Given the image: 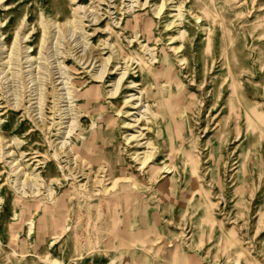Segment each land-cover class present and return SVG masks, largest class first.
<instances>
[{
    "label": "rangeland",
    "instance_id": "1",
    "mask_svg": "<svg viewBox=\"0 0 264 264\" xmlns=\"http://www.w3.org/2000/svg\"><path fill=\"white\" fill-rule=\"evenodd\" d=\"M76 6L0 0V264H264V0H102L84 32Z\"/></svg>",
    "mask_w": 264,
    "mask_h": 264
},
{
    "label": "bare ground",
    "instance_id": "2",
    "mask_svg": "<svg viewBox=\"0 0 264 264\" xmlns=\"http://www.w3.org/2000/svg\"><path fill=\"white\" fill-rule=\"evenodd\" d=\"M93 3H92V6H91V8H87L86 6H83V5H79L78 6V4L76 3V0H74V3L77 5L76 7H75V9H74V11H75V13H76V16H75V19H74V22L72 21V22H70V23H72V25L73 24H75L74 25V27H76L75 29H80V31L81 32H84V19L86 18V12H88L89 10L91 11V9H92V11H93V14L91 15V16H93L94 15V21L96 22V24L95 25H100V24H102L103 23V21H104V19H102V15H101V13H100V11H101V4H102V0H91ZM89 7V6H88ZM160 7V6H159ZM133 8V7H132ZM162 6H161V8H160V12L162 11ZM87 9V10H86ZM85 11V12H84ZM88 15V14H87ZM179 16H181V13H179ZM89 19H91V17L89 18ZM93 22V21H92ZM94 23V22H93ZM78 25V26H77ZM70 27H72V26H70ZM73 28V27H72ZM209 29V28H208ZM73 31H76V30H74L73 29ZM83 35H84V33H83ZM85 41V40H84ZM107 45V44H106ZM81 46V45H80ZM85 47H86V44H85ZM92 47V46H91ZM86 49V48H85ZM95 50L96 49H93V50H91L89 53H86V51H84V53L83 54H81L80 56H79V58L81 59V60H84L85 59V57H87V59L88 58H91L92 59V57L95 55L94 54V52H95ZM100 50V49H99ZM77 51V50H76ZM83 51H81V52H83ZM98 51V50H97ZM96 58L99 60V61H101V64L102 65H105L106 64V60L103 58V56L100 54V53H96ZM30 56H28V58H29ZM31 60V59H30ZM155 60V59H154ZM156 61V60H155ZM17 65V71L15 72V74L16 75H18V76H21L22 75V72H23V70L22 69H24V67L18 62V63H16ZM64 64H66V63H64ZM64 64H63V62H61L60 63V72H61V74H62V76L63 75H66V71H64V68H65V66H64ZM59 65V64H58ZM63 65V66H62ZM15 66V65H14ZM44 66V65H43ZM28 68H30V67H32V65L30 64V65H28L27 66ZM26 67V68H27ZM45 70V69H44ZM2 73H3V71H2ZM55 73V72H54ZM33 73H31V72H27V74H26V77L27 76H29V75H32ZM45 74V73H44ZM30 78H31V76H29ZM33 77V76H32ZM55 77V76H54ZM6 78H8V77H6ZM13 78H14V76H13ZM60 77H56V78H53V74H51V83L53 84V92L54 93H56L57 94V96H59V100H60V105H59V107H58V112L60 113L59 115H60V125H61V130H63V134H64V139L63 140H60L59 142H57L56 143V145L54 146V148H55V152H54V157L55 158H58V157H60V156H63V157H66L67 159H68V163H70V166H69V169H70V171L71 172H73V171H76V170H83V165L78 161V158L75 156V153L73 152V148H72V146H71V143H70V141H68V138H69V136L74 132V130H75V128L78 126V120H79V113H80V111H79V108L77 107V105H74V106H72V104H70V103H72V102H74V101H71L70 99H72L73 100V97L71 98V86H69L68 87V83H69V78L67 77V79L66 78H64V79H59ZM17 79V81H19V78H16ZM21 79V81H22V78H20ZM52 79H54L53 81H52ZM34 80V78L30 81V84L32 83V82H34L33 81ZM42 80V79H41ZM40 80V81H41ZM39 81V80H38ZM46 81V80H45ZM49 81V80H48ZM47 81V82H48ZM70 84V83H69ZM20 85V84H19ZM40 85V84H39ZM49 85V84H48ZM42 86V84L40 85V87ZM44 86L45 85H43L42 87H41V90L40 91H37V89H34V88H32V86H31V89H33V91H32V93H36L35 94V96H38V98H35V100L36 99H38L39 100V104H40V109H41V111H39L38 113H35V114H33L34 113V111L33 112H31L30 114H29V116H30V118L34 121V123L35 124H37L38 126H39V128H41L42 130H45V128H46V124H45V120H44V113H43V108H42V106L44 105V96H45V94L47 93V92H45V88H44ZM18 87V86H17ZM39 87V88H40ZM16 90V89H15ZM65 90H68L66 93L65 92H63V91H65ZM8 94V93H7ZM13 94H14V92H13ZM19 96V95H18ZM16 98H18V97H16ZM66 99H69V100H67L66 101ZM32 100H34V99H31V106H30V108H33V105L34 104H37V102H32ZM19 101V100H18ZM17 101V102H18ZM20 102V101H19ZM64 103V104H63ZM20 106H21V104L20 103H17V105H16V107H18V108H20ZM29 108V109H30ZM67 137H66V136ZM66 137V138H65ZM61 138V137H60ZM63 138V137H62ZM2 147L3 146H1L0 145V160L1 159H3L4 157H5V153L4 154H2L1 153V149H2ZM9 155V154H8ZM149 159V156L148 155H146L145 156V160L147 161ZM14 162H10L9 164L10 165H12V167H14V164H13ZM72 165V166H71ZM20 169V168H19ZM17 167H15L14 169H13V172L16 174V175H18L19 174V170ZM16 177H18V176H16ZM40 178H41V176H39V174H35L34 176H32L31 178H30V183H31V187H30V189H32L33 187H34V189H32V194H34V196H38L39 195V193H40V189L39 188H36L37 186H38V184H39V182H40ZM28 180L26 179V180H24V181H19V183H18V190L20 189V193H22V195H26L27 194V190H26V188H27V185H28V182H27ZM93 183H96V182H94L93 181ZM92 184V183H91ZM98 185H99V183H98ZM92 186H94V185H92ZM91 186V187H92ZM92 188H94V187H92ZM92 190V189H91ZM93 191V190H92ZM48 192H49V197L51 198L52 197V195H53V192H52V190H48ZM94 192H95V190H94ZM27 226H30V231L32 232L33 230H34V221H31V222H29L28 223V225ZM59 240V237H54V239H53V241H52V244H56L57 243V241ZM46 262V261H45ZM111 264H113V263H111Z\"/></svg>",
    "mask_w": 264,
    "mask_h": 264
}]
</instances>
